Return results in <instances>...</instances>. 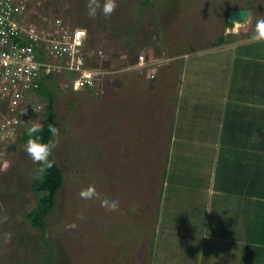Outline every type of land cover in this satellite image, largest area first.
<instances>
[{"label": "rangeland", "instance_id": "374dc122", "mask_svg": "<svg viewBox=\"0 0 264 264\" xmlns=\"http://www.w3.org/2000/svg\"><path fill=\"white\" fill-rule=\"evenodd\" d=\"M29 7L45 19L58 16L85 28L89 46L100 47L106 54L90 64L115 70L98 80L92 90H71L59 74L45 81L53 92L49 155L61 168L62 183L43 218L42 233L25 217L36 206L39 194L34 190V178L42 155L35 139L18 138L0 148V264L184 263L180 219L187 212V227L197 243L196 227L202 230L211 207L192 205L193 195L201 194L197 191L183 194L181 201V194L168 195L178 188L169 178L177 180L185 169L188 174L184 163L204 165L185 159L189 152L183 149L188 145L179 133L190 122L192 130L212 122L209 109L217 92H226V66L233 47L264 37V0H30ZM235 7L249 9L248 20L237 26L225 23L227 11ZM257 50L254 54H264V48ZM139 53L144 56L140 66L135 64ZM150 64L162 72L159 81H146L152 91L165 82L177 83L172 87L176 112L168 116L167 123H173L177 138L173 157L178 158L169 157L163 173L159 152L151 170L147 168L149 159L143 157L152 147V128L140 130L139 125H132L138 120L143 123L146 109L138 106L143 103L146 107L153 95L149 101L143 92L137 97L129 95L120 79ZM253 67H247L246 73L259 75V67ZM166 72L172 74V81L164 79ZM117 79L123 84L115 87ZM192 96L195 100H189ZM33 100L40 107L19 113L18 135L24 129L28 133L30 127L40 128L44 122L47 100L39 93ZM160 101L158 98L157 107L162 106ZM159 187L155 222L152 211ZM216 198L213 195L210 200L215 203ZM220 199V207L237 209L229 197ZM207 261L209 258L204 259Z\"/></svg>", "mask_w": 264, "mask_h": 264}, {"label": "crops", "instance_id": "0c3cea01", "mask_svg": "<svg viewBox=\"0 0 264 264\" xmlns=\"http://www.w3.org/2000/svg\"><path fill=\"white\" fill-rule=\"evenodd\" d=\"M262 38L264 37L247 40L233 47L232 61L229 60L227 63L229 65L226 66L228 69V76L225 74L227 77L225 80L226 92L223 94L220 89L216 94L217 97L213 99L214 104L209 109L212 114L209 118L212 122L207 127L199 125V128L195 130H192L193 126L190 122L188 128L182 129L179 133L181 141L188 145L183 149L189 152L185 159L202 162L204 165L199 167L188 162L184 163L185 168H188V174L185 175V169L179 174L181 177L177 175L179 173L177 171V180L169 178L173 187L178 188L169 190L168 195L174 194L177 197L178 194H181V201L184 198L183 194L197 191L201 193L202 197L195 193L191 200L192 205L196 206L199 203L200 207H203L205 203L211 207V210L207 211L209 219L206 220V224L201 223L202 230L198 226L196 227L198 233L196 236L200 239L197 243L195 238L192 239L191 232L193 230L187 227L189 224L187 212L181 217V230L184 233V236L181 237L184 247L182 257L185 259L182 264H264V162H261L264 159L259 158V156L264 158V150L253 146L254 143H264V128L262 129L264 127V103L255 102L256 100L251 98V93L254 92L260 91L259 95L264 94V56L254 54L256 47L252 45ZM250 65H254L253 68L259 67L260 74L246 73V69L250 68ZM155 68L156 66L152 64L146 68L141 66V71H135L125 76L119 75L124 84L118 80L119 78L114 83L115 87L123 84V89L129 95L137 97L138 92H143L148 101L153 95L152 102L149 101L146 107H142L145 106L143 103L138 106L140 109H146V118L142 121L143 123L139 124L138 120L132 125H139L140 130L152 128L151 136L155 135L154 140L151 141L152 147L145 150L146 155L144 154L143 157L149 159L150 163L148 162L147 166H150L147 168L152 169L151 165L156 161L159 152L162 155L161 172L163 173V168L169 157L171 159L175 157H173V153L177 138L172 132L174 130L173 123L168 124L167 119L169 115L176 112L173 102L176 93L174 94L172 87L175 88L177 83L165 82L161 87H156V90L152 91L147 87L146 81L150 78L154 82L159 81L162 76V72H156ZM166 73L167 75L163 76L164 79L172 81V74ZM136 79L139 87L136 86ZM128 80L131 81V85L127 82ZM175 92L178 93V90ZM193 97L195 96L190 97L189 100H195ZM158 98L161 100V107H157ZM198 118L200 119V117ZM257 125L261 127L257 129ZM163 144L165 146H162ZM196 145L200 147H196ZM200 148L203 151L201 154H199ZM176 158L178 157H175L174 160ZM257 159L261 160L259 164L256 162ZM253 177L256 178V182ZM157 182L161 183V180ZM160 190L159 187V195L155 196L154 201L155 209L152 211L155 222L158 209L156 207L161 197ZM213 195L217 196L215 203L210 200ZM221 197L223 199L229 197L230 201L237 205V209L234 211V207L228 205L220 207ZM199 198H201V204L200 201L198 202ZM185 206L189 207L187 204ZM213 207L216 208V211L212 210ZM227 226L228 229L225 230ZM221 241L225 243H220ZM205 258H209V261L204 262Z\"/></svg>", "mask_w": 264, "mask_h": 264}, {"label": "built area", "instance_id": "2783aa9c", "mask_svg": "<svg viewBox=\"0 0 264 264\" xmlns=\"http://www.w3.org/2000/svg\"><path fill=\"white\" fill-rule=\"evenodd\" d=\"M29 1L0 0V148L20 137L19 113L40 107L33 100L40 82L59 74L71 90H92L115 70L90 64L106 54L89 46L85 28L58 16L45 19ZM143 60L139 53L135 64Z\"/></svg>", "mask_w": 264, "mask_h": 264}, {"label": "trees", "instance_id": "16d2710c", "mask_svg": "<svg viewBox=\"0 0 264 264\" xmlns=\"http://www.w3.org/2000/svg\"><path fill=\"white\" fill-rule=\"evenodd\" d=\"M225 23L228 24L226 18ZM259 50L264 48V38L257 40L252 44ZM257 50V51H259ZM258 54V53H257ZM259 55V54H258ZM261 55V54H260ZM264 55V54H263ZM253 90V87H251ZM36 92L43 95L47 102L44 106L45 108V118L42 126L40 128L30 127L28 133H25V129L21 132L20 139L24 138H34L35 145L37 149L41 152L42 160L38 164V173L34 178V190L38 191L37 204L36 206L25 214V217L28 219L30 226L37 228L40 233L44 229L43 218L50 212L58 188L62 183V171L58 164L52 159L49 155V138L54 127V117H53V92L45 81L40 82ZM252 99L256 100L255 102L264 103V94H260V91L251 93ZM263 125V124H262ZM259 125L256 126L258 129ZM264 127H262L263 129ZM261 129V128H260ZM259 129V130H260ZM19 140V139H18ZM254 147L264 150V143H254ZM259 156V155H258ZM257 156V157H258ZM264 156V154H263ZM260 159L261 158L259 156ZM261 161V160H260ZM259 159H257V164H259ZM264 162V161H261ZM254 182L256 178L253 177ZM259 194V193H256ZM159 195V194H158ZM46 262V261H45Z\"/></svg>", "mask_w": 264, "mask_h": 264}, {"label": "water", "instance_id": "95a60500", "mask_svg": "<svg viewBox=\"0 0 264 264\" xmlns=\"http://www.w3.org/2000/svg\"><path fill=\"white\" fill-rule=\"evenodd\" d=\"M249 9L246 7H235L227 11L226 20L228 23H233L235 21H244L248 20Z\"/></svg>", "mask_w": 264, "mask_h": 264}, {"label": "bare ground", "instance_id": "6f19581e", "mask_svg": "<svg viewBox=\"0 0 264 264\" xmlns=\"http://www.w3.org/2000/svg\"><path fill=\"white\" fill-rule=\"evenodd\" d=\"M240 22H243V21H235L234 23H235V25L237 26V25H241Z\"/></svg>", "mask_w": 264, "mask_h": 264}, {"label": "clouds", "instance_id": "9594fccd", "mask_svg": "<svg viewBox=\"0 0 264 264\" xmlns=\"http://www.w3.org/2000/svg\"><path fill=\"white\" fill-rule=\"evenodd\" d=\"M75 91V90H74Z\"/></svg>", "mask_w": 264, "mask_h": 264}]
</instances>
